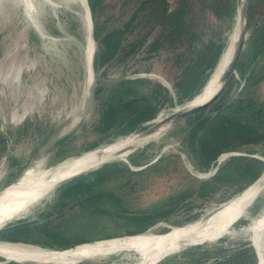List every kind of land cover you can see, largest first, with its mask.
<instances>
[{
	"label": "rangeland",
	"instance_id": "obj_1",
	"mask_svg": "<svg viewBox=\"0 0 264 264\" xmlns=\"http://www.w3.org/2000/svg\"><path fill=\"white\" fill-rule=\"evenodd\" d=\"M143 1L145 0H102L97 8V21L106 28L121 25L129 12ZM166 1L172 8L181 0ZM187 3L188 20L191 26L193 25L195 35L198 36L195 38L197 41L213 37L215 44L219 45L224 39V47L216 61L218 63L228 46L233 30V44H235V37L238 34L237 18L235 21L234 18L229 19L224 11L218 12L217 18L208 10V0H187ZM88 15L90 30L82 0H0V192L13 185L14 183L7 186L18 176L28 179L30 173L48 168L53 176L56 174L57 178L63 179L71 169L66 166L59 168L60 165L71 164L76 171L84 169L87 166L83 161L89 156L84 152L101 144L104 146L109 138L117 140L126 136H115V134L106 138L105 135L96 133L90 128L91 122L97 117L99 104L95 92L97 86L105 88L121 76H144L172 91L173 83L179 74L180 62L175 54L167 50V42H162V38L159 39L158 47H154L156 43L150 46L159 33L158 25L152 16H146V21L143 22L148 25L141 31L139 29L143 13L139 12L138 19L136 18L140 36L145 34V42L136 52L126 56L122 61L114 59L109 65L95 71L91 61L92 51L94 53L96 48L91 11ZM262 15H264V0H259L252 9L251 16L249 18L246 16L245 21V44L239 60L241 69L245 72L255 62L258 65L264 64V54L260 57L256 56L259 53L251 55L250 49L253 46L249 45L252 33L249 23L254 24ZM241 24H239L240 30H242ZM188 38L189 36L184 37L185 43L189 41ZM89 45H92L93 49L89 48ZM169 49L171 50L172 47ZM175 50L179 51L178 48ZM233 52L232 45L231 53ZM258 71L256 77L261 76L262 79L254 95L264 100V66ZM209 75L203 90L196 95L204 91L211 78ZM244 84L242 73L236 69V74L231 77L227 87L208 108L216 107L226 99L236 97ZM188 101L178 103L174 98L173 104L163 106L155 119L169 114L177 106L184 105ZM81 120L83 122L70 138L56 149L50 150V145L56 137L73 129ZM153 122L155 120L145 122L144 126ZM186 129L183 120H179L123 156L127 161L119 157L109 160L107 164L102 165L104 167L106 165L105 169L99 171L100 174L104 173L103 175L107 174V176L96 184L87 188H76V179L73 178L72 182L69 183V180L68 184L65 182L50 191L48 198L19 217L52 218L48 221L47 227L45 226L48 231L35 228L28 238L36 242L8 244L18 249H45L47 247L41 244L72 243L74 245L78 240L90 241L123 236L128 235V231L141 228L144 229L142 232L147 231V233L171 229L162 236L170 237L173 245H179L182 239H187L184 224L198 219L208 210L237 196L248 182V178L242 177L222 184L216 175L218 166L231 155L247 154L241 150L222 152L207 166V169H197L182 145ZM136 135L128 137L135 138ZM7 136H9L8 140ZM121 141L124 143V138ZM96 142L95 146L90 147ZM178 147H182L183 151H179ZM79 154H81L79 157H75ZM222 154L224 158L219 160ZM131 157L138 163L132 164ZM155 158L157 159L154 160ZM120 162L125 163L129 170L120 172L110 169L116 165L120 166ZM102 166L91 170L94 171ZM140 166L143 167L137 169ZM91 170L87 172L90 176H94ZM203 180L209 182L207 184L209 190L204 192L206 195L204 193L199 195L194 191L199 189L198 183ZM62 186L65 190H62ZM2 188L4 189L1 190ZM99 191H111L113 196L103 197L91 203L84 201L85 195ZM64 192L68 193L64 194ZM253 195L251 192L250 195L242 194L234 198L236 202L245 198L246 206H250L243 217L241 216L246 206L239 210L234 205L231 210L232 213L237 214L236 220L233 219L235 234L221 237L214 243L204 242L190 246L185 243L183 246L187 247L171 254L166 242L164 251H168V254L154 263L219 264L221 261L229 264L228 258L240 249L244 256L231 260L230 264H264V244L253 242L257 247V257L254 247L247 238L248 234L243 230L252 219L264 211V190L256 200ZM79 202L81 204H78ZM155 213H162L163 217L149 226L146 223L139 226L137 223L142 221L140 217L135 218V221L129 218L131 214L140 216L146 214L152 217L151 220L154 219ZM231 229V226L227 228V230ZM49 232L58 237L52 239ZM130 237L124 236V238ZM5 241H7L5 238H0V243ZM114 241L117 240L110 242ZM126 246L128 247L117 248L116 252L110 250V254L82 257L64 264H89L88 261H96L98 264H140L135 247L131 244ZM154 248L157 250L158 245ZM144 253H146L145 249H141L140 256L142 257ZM0 257L2 258L0 264L14 261ZM16 257L22 258L19 255ZM25 264L49 263L25 262Z\"/></svg>",
	"mask_w": 264,
	"mask_h": 264
},
{
	"label": "trees",
	"instance_id": "obj_2",
	"mask_svg": "<svg viewBox=\"0 0 264 264\" xmlns=\"http://www.w3.org/2000/svg\"><path fill=\"white\" fill-rule=\"evenodd\" d=\"M208 1V10L211 14L217 16V18L218 12L221 11L226 12L229 19L235 17V0ZM258 1L247 0L246 14L248 18L251 16L252 9L257 5ZM101 2L102 0H88L93 17V36L96 44L93 58V68L95 71L109 65L114 59L122 61L126 56L136 52L144 44L145 34L140 36L139 31L148 25L143 22L144 20L146 21V16H152L159 30L157 39L150 46L156 43L154 47H158L159 39L162 38V42H167V50L175 54L180 62L179 74L173 83L172 91L162 86L159 82L144 76H121L105 88L102 86L96 87L95 92L97 93L99 104L97 117L91 122L90 128L96 133L105 135L107 138L110 135H127L142 129L144 123L155 118L163 106L172 105L174 98L178 103L191 100L202 90L207 82L208 75L213 67L216 66L215 63L225 43L223 39L217 45L213 37L212 39L204 38L199 41L195 39L198 36L195 35L193 25L191 26L188 20L187 0L178 1L179 3L172 8L169 7V3L166 0H145L129 12L121 25L112 28H106L104 24H99L97 21V8ZM139 12H142L143 16L141 20L142 24L138 31L139 24L136 18ZM259 19L254 24L249 23V26L252 27L249 45L253 46L250 52L251 55L259 53L256 55L257 57L264 54V21L260 23ZM257 34L260 36H257ZM185 36L186 38L189 36L188 40L190 42L187 41L185 43ZM170 47L174 48V50H170ZM175 48H178L179 51L177 52ZM239 60L236 69H239V72L242 73L245 79V84L242 86L240 93L236 97L226 99L216 107H206L183 118V124L187 129L184 132L182 145L188 151L192 164L200 170L207 169V166L216 160L222 152L232 150L246 152L247 154L231 155L228 160L218 166L216 175L222 184L245 177L248 178V185L261 174L264 168V161L260 158L264 156V100L254 95L262 79L261 76L256 77V73L259 72L258 70L264 64L258 65L255 62L245 72L241 69ZM106 141L111 142L113 140L109 138ZM96 144L97 142L90 145V147ZM251 154L258 155L253 156ZM130 162L132 164L138 163L133 157L130 158ZM110 169L120 172L129 170L128 166L123 162H120V166L116 165ZM133 172L129 171V173ZM101 175L99 174L98 176ZM98 176L97 180L99 179ZM79 178L76 188H87V186L95 182H89L84 179V175H80ZM208 183V181H200L198 183L199 189H195L194 192L202 195L209 190L207 188ZM63 188L64 186H62V190H65ZM67 193L64 192V194ZM112 196L111 191H106L97 193L93 197H87L84 201L91 203L93 201L96 202L100 198H111ZM81 202L78 204H81ZM161 214L155 213L153 215L154 219L151 220L150 218L152 217L146 214L141 216L131 214L129 218L132 219L131 221L133 219L135 221V218L140 217L139 219L142 221L137 224L143 226L142 224L146 223L149 226L154 224L160 217H163ZM48 224V221L34 224L11 231L2 237L14 242H36L29 239L28 235L35 228L38 230L45 229V226L47 227ZM45 230L48 231V229ZM143 230L139 228L128 231L127 234H134ZM49 233L52 239L58 237L54 233ZM82 241L86 240H78L74 244ZM41 245L47 248L61 249L73 244L54 245L52 243H44ZM248 249L252 252L251 247ZM241 256H244L242 250L239 249L233 252L232 256L228 258V263H232L231 260L238 259ZM0 259L2 258L0 257ZM253 259H255L254 255ZM88 262L89 264H98L96 261ZM5 264L23 263L8 261ZM219 264H224V262L219 261Z\"/></svg>",
	"mask_w": 264,
	"mask_h": 264
},
{
	"label": "bare ground",
	"instance_id": "obj_3",
	"mask_svg": "<svg viewBox=\"0 0 264 264\" xmlns=\"http://www.w3.org/2000/svg\"><path fill=\"white\" fill-rule=\"evenodd\" d=\"M243 1L244 0H241V5ZM82 2L86 11V15L88 17L87 20L88 22L90 19L88 15L86 0H82ZM236 24L238 27V34L235 37V44H233V39H234V30H233L232 34L230 35L228 46L225 52L223 53V55L220 57L214 70L211 72L210 74L211 78L209 79V82L205 87L204 91L196 95L192 100L188 101L184 105L177 106V108L174 109V112L180 111L183 108L189 106L203 103L218 91V89L220 88L223 82L224 74L229 69L230 64L232 62V58L234 55V52L231 53L232 45L235 51L236 43L241 38L244 37V34L246 36V33L244 32L245 26H244V18L242 14H239L237 16ZM239 24H241L242 30H240L241 27H239ZM88 29L90 30V21L88 23ZM234 29H236V27H234ZM91 41L93 42L92 39ZM92 47H93L92 45H89V48L93 49ZM92 54L90 56H92ZM166 115H164L163 117L160 116L157 117V119H155V122L161 121ZM168 126H170V124L167 122L162 124L157 129L156 132L151 134L150 137L148 136L142 137L140 134H137L135 138L132 137L124 138V143H121L122 139H120L118 142L108 147L107 146L105 147L104 144V146L101 145L103 146L102 148H100L101 146H99L92 151L86 152L87 155L89 156L83 161V163L86 164L87 166L84 169L98 166L99 164L107 160H110L111 158L117 155L121 157L125 156L126 153L136 148L137 146L141 145L146 140L157 135ZM98 148L100 149L97 152L93 153ZM223 158L224 155L222 154L219 160H222ZM64 166L71 169L68 175H66L67 177L84 170V169H79L78 171H76V169L73 166L71 167V164H62L59 166V168ZM52 176L53 175L52 173H50L49 168L38 172H32L30 173V178L24 179L23 177H21L19 178V181L15 182L8 189L0 192V225L8 220H12L27 214L32 207L38 205L43 199L48 198L50 193L49 191L50 187L55 182L62 180L57 178L56 174L53 177ZM263 185H264V179L260 177L254 183H252L246 190H243L237 196L231 198L230 200H227L226 202L221 203L217 208H212L208 210L204 215H202L199 219H197V221H194L193 223L185 224L184 226L186 227L187 239H182L179 245H173L171 243L170 237L153 234L152 232L149 233L145 232L144 234L133 235L134 237L125 236L130 238H124V237H122L124 239L112 238V239L101 240L102 242L94 241L91 243H83L73 247L72 249H67L65 251H57V250L52 251L51 249H47V248L18 249L11 244L0 243V255L4 256L7 259H15L26 263L38 262V263H49V264H60V263L64 264V263L73 262L74 260L82 257L86 258L95 255L110 254V250H114L116 252L118 251L117 248L120 247L126 248L128 247L126 245L131 244L133 247H135V251H137V253L139 254L140 264H150V263L152 264L166 257L168 251H170L171 254L179 250L181 251V249L183 250V248L187 247V246H183L185 243H187L188 246L204 243V242L214 243V241L218 240L221 237L235 234V228H234L235 221L233 219L236 220L237 214L232 213L231 210L234 208V205L237 206L239 210L243 209L246 206V202H245V198L241 199L239 202H236L234 198H238V196H241L242 194L250 195L251 192L254 194L253 197H256L262 192ZM249 207L250 206L245 207L246 209L241 217L245 216L246 211ZM229 226H231L232 228L231 230H227ZM243 230L248 234L247 238L250 237L252 239V242L264 244V211L259 216L252 219L251 223L245 226ZM113 240H117V241L110 242ZM166 242H168L167 252L164 251V244ZM100 243L102 244L98 245ZM155 245H158L157 250H155L156 248H154ZM141 249H145L146 252L143 254L144 256L142 255V257L140 256ZM16 255H19L20 257L25 258L26 260H23L22 258H18L16 257Z\"/></svg>",
	"mask_w": 264,
	"mask_h": 264
},
{
	"label": "water",
	"instance_id": "obj_4",
	"mask_svg": "<svg viewBox=\"0 0 264 264\" xmlns=\"http://www.w3.org/2000/svg\"><path fill=\"white\" fill-rule=\"evenodd\" d=\"M86 5H87V10H88V12L90 13V10H89V5H88V0H86ZM247 5V0H244L243 2H242V5H241V0H235V17H234V21H235V19L237 18V16L239 15V14H242V16H243V18H244V26H245V21H246V16H247V14H246V6ZM241 12V13H240ZM264 21V15H262L261 17H260V19H259V22L261 23V22H263ZM244 32L246 33V30L244 29ZM244 38H245V34H244V37L243 38H241L237 43H236V48H235V51H234V55H233V58H232V62H231V64H230V67H229V69L226 71V73L224 74V77H223V82H222V84H221V86H220V88L218 89V91L212 96V97H210L208 100H206L205 102H203V103H199V104H196V105H193V106H189V107H186V108H183L182 110H180V111H177V112H174V111H172V112H170L168 115H166L161 121H158V122H153L152 124H150V125H146L145 127H143L142 129H140V130H138V131H135L136 133H134V132H131V133H129L130 135H135V134H140L142 137H145V136H148V135H151L152 133H154V132H156L157 131V129L162 125V124H164V123H169L170 125L171 124H174L175 122H177V121H179V120H182L183 118H185L186 116H188V115H190V114H192V113H195V112H197V111H200V110H202V109H204V108H206V107H208L210 104H212L219 96H220V94L224 91V89L227 87V85H228V83H229V81H230V79H231V77L234 75V74H236V66H237V62H238V60H239V58H240V55H241V53H242V51H243V47H244ZM93 39H94V37H93ZM94 54H95V48H94V53H93V56H92V59H91V61H92V63H93V58H94ZM91 63V64H92ZM193 99V98H192ZM190 101V100H189ZM156 118V117H155ZM155 118H153L152 120H155ZM83 122V120H81V121H79L77 124H76V126L73 128V129H71L70 131H67V132H65V133H63V134H61V135H59L58 137H56L53 141H52V143H51V145H50V150H54V149H56L60 144H62L64 141H66L68 138H70L74 133H75V131L77 130V127L81 124ZM129 134H127L125 137H128V136H130ZM125 137H123V138H125ZM123 138H121V139H123ZM9 139V136H7V140ZM120 139H117V140H113V141H111V142H108V143H105V147L107 146H110V145H112V144H114V143H116V142H118ZM104 144V143H103ZM102 145V144H101ZM95 148H92L91 150H88L87 152H89V151H92V150H94ZM178 150L179 151H183V148L182 147H178ZM130 152V151H129ZM129 152L128 153H126V154H129ZM84 153H86V152H84ZM81 154H79V155H77V156H75V157H79ZM117 157H119V158H123L125 161H127L126 159H125V157H121V156H115V157H113V158H111V159H114V158H117ZM262 160H264V158L263 157H260ZM110 159V160H111ZM157 158H155L154 160H156ZM154 160H152V161H154ZM108 161L109 160H107V161H105V162H103V163H101V164H99L98 166H95V167H90V168H87V169H84V170H82V171H80V172H78V173H76V174H73V175H71V176H69V177H67V178H65V179H62V180H60V181H57V182H55L51 187H50V189H49V191H52V190H54L55 188H57L58 186H60V185H62L63 183H65V182H67V181H69V180H71V179H73V178H75V177H78V176H80V175H82V174H84V173H86L87 171H90L91 169H93V168H97V167H99V166H102L103 164H105V163H108ZM143 166H140V167H138L137 169H141ZM262 178V179H264V168H263V170H262V172H261V174L255 179V180H253L250 184H248L246 187H244L241 191H243L244 189H246L247 187H249L252 183H254L257 179H259V178ZM19 178H21V175L20 176H18L17 178H15L10 184H8L7 186H9V185H11V184H13V183H15V182H17V181H19ZM7 186H5V187H7ZM4 187V188H5ZM4 188H2L1 190H3ZM264 190V185H263V189H262V191ZM240 191V192H241ZM259 195H257L256 197H258ZM256 197L254 198V199H256ZM80 200H82V199H80ZM226 202V201H225ZM220 205V204H219ZM219 205H217L216 207H214V208H217ZM221 208V207H220ZM220 208H218V209H220ZM246 209V208H245ZM215 212V211H214ZM200 218V217H199ZM198 218V219H199ZM50 219H52V218H47V217H42V216H32V217H27V218H15V220L14 221H12V220H8V221H6V222H4L3 224H1L0 225V238L2 237V236H4L5 234H7V233H9V232H11V231H14V230H18V229H21V228H25V227H29V226H32V225H34V224H38V223H44V222H47V221H49ZM194 221H197V219L196 220H194ZM194 221H192V222H189V223H193ZM186 224H188V223H186ZM185 225V224H184ZM180 226H182V225H180ZM179 226V227H180ZM171 229H168L167 231H163V232H152L153 234H157V235H162V234H166V233H168L169 231H170ZM147 232V231H146ZM145 232H137V233H134V234H128V235H123V236H113V237H110V238H105V239H96V240H90V241H86V242H78V243H76V244H74V245H72V246H69V247H66V248H61V249H51L52 251L53 250H57V251H65V250H67V249H72L73 247H75V246H77V245H80V244H83V243H89V242H94V241H101V240H106V239H112V238H117V237H124V236H133V235H139V234H144ZM249 240H250V242H251V245L254 247V249H255V252H256V256L258 257V255H257V250H256V246L254 245V243L252 242V239L249 237ZM9 242H14V241H10V240H7V241H5V243H9ZM48 249H50V248H48ZM0 256H2V255H0ZM2 257H4V256H2ZM5 258V257H4ZM6 260H7V258H5ZM8 260H14V261H18V262H21V263H23V264H25V262H22V261H19V260H15V259H8ZM159 261V260H158ZM157 261V262H158ZM157 262H155V263H157ZM154 263V264H155Z\"/></svg>",
	"mask_w": 264,
	"mask_h": 264
},
{
	"label": "flooded vegetation",
	"instance_id": "obj_5",
	"mask_svg": "<svg viewBox=\"0 0 264 264\" xmlns=\"http://www.w3.org/2000/svg\"><path fill=\"white\" fill-rule=\"evenodd\" d=\"M148 163V162H147ZM103 169H105V167L104 166H102V167H100L99 169H94V171L93 170H91V172H93L92 174H94V176H90V174H88L89 172H86V173H84V174H82V175H84V179H86V180H88L89 182H94V184H96L98 181H101V180H103L106 176H107V174H105V175H101V176H98L99 174H100V172L99 171H101V170H103ZM98 172V173H97ZM134 173V172H133ZM97 176L99 177V179L97 180L96 178H97ZM80 176H78V177H76V178H74V179H76V182H75V184L77 183V181L80 179L79 178ZM102 191H99V192H92V193H90V194H88L87 196L85 195V197L87 198V197H93V196H95L97 193H101ZM86 198H85V200H86ZM10 233V232H9Z\"/></svg>",
	"mask_w": 264,
	"mask_h": 264
}]
</instances>
